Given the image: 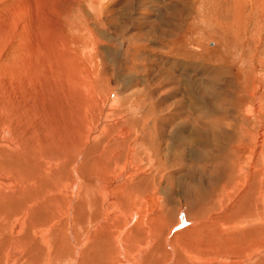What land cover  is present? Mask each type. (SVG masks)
Masks as SVG:
<instances>
[{"label": "rangeland", "instance_id": "obj_1", "mask_svg": "<svg viewBox=\"0 0 264 264\" xmlns=\"http://www.w3.org/2000/svg\"><path fill=\"white\" fill-rule=\"evenodd\" d=\"M179 2L0 0L1 63L12 66L26 60L32 48L41 54L40 49L46 47L50 55L57 54L60 58L72 53L77 59V69L67 62L65 74L77 75V82L84 86L87 81L94 98L101 101V106L93 104L91 110L88 133L91 141L83 147L80 160L84 174L80 171L75 174L80 179L91 178V217L85 221L89 222V228L81 224L84 195L76 194L74 199L79 200V206L78 213L72 214L77 217H70L72 238L65 227L48 228L53 237L48 239L51 250L46 264H196L183 257L186 253L180 244L187 242L186 237L196 240L203 232L181 230L189 227L191 220L203 222L208 216L221 214L220 208L234 197L237 186L233 191L227 179L235 170L233 158L242 157L251 148V143L240 135L243 124L259 127L261 123L252 121L255 113L245 121L240 112L256 111L258 119L264 120V0H187L188 5L183 8ZM192 6L197 13L192 12ZM172 22H182L183 27L180 33L167 37L166 25ZM56 48L61 52L59 55L53 53ZM19 51L18 61L12 62ZM61 61L50 70H55ZM38 63L40 60L33 57L24 65L10 67L13 71L8 72L9 88L12 77L20 76L24 68L28 76L32 73L34 76L35 69L42 74L44 66L41 63L37 67ZM6 72L1 70L7 77ZM50 79L56 80L49 76L45 82ZM54 85L59 86L57 82ZM203 103L211 113L203 109ZM154 132L158 137H154ZM144 139L157 148L141 145V141L146 142ZM125 158L132 166L123 175L132 178L126 187L129 196L116 189L122 175L118 181L107 183L120 172ZM74 160L73 153L72 168H81ZM83 178L77 184L84 185ZM102 187L114 200L102 203ZM226 188L232 192H226ZM84 191L82 186L81 194ZM132 198L139 203L156 200V208L149 212L148 203L140 206L135 202L136 205L129 206ZM240 198L252 200L250 195ZM235 206L239 213L243 212L244 207L238 203ZM134 209L141 215L135 211V219L126 225V216ZM180 219H184L185 225H180ZM141 220L143 229L138 222ZM134 225L138 231L129 232ZM91 227L92 243L88 238L85 241L91 236ZM249 229L235 231L234 239L240 241L242 236L247 239L257 234ZM7 231L1 228L0 235L6 236ZM21 233L29 235L25 230ZM213 234L212 239L209 235L199 238L206 249L191 243L186 252L203 264H213L203 261L206 259L236 264L264 261V254L259 252L252 259L219 253L225 249L222 242L226 238L222 240L217 233ZM4 243L5 240H0V252ZM18 245L20 252L28 249L22 243ZM82 248L89 258L86 263L79 256ZM175 254L179 257L175 258ZM33 256L30 255V260L38 261L39 257ZM9 264L40 263L26 261L19 255Z\"/></svg>", "mask_w": 264, "mask_h": 264}, {"label": "bare ground", "instance_id": "obj_2", "mask_svg": "<svg viewBox=\"0 0 264 264\" xmlns=\"http://www.w3.org/2000/svg\"><path fill=\"white\" fill-rule=\"evenodd\" d=\"M46 49V47L40 49L41 54L37 53L36 51L38 50H35V48L29 49V58L24 60L23 57H21L23 61H18L17 59L20 57L19 51L16 58L11 59V61H18L12 64L13 67L15 65H24L33 57L40 60V64L38 63L37 67H39L41 63V67L44 66L42 74H40L41 72L37 73L36 70L38 69H35V75L32 76L33 73L31 72V76H28L29 72H25L24 68L20 76H18V74H16V77L11 76L13 80V82L12 80L10 81L12 82L11 88H9L10 73L8 72L13 71V69L9 70L12 66L11 64H2L0 61V225H2L0 229H8L6 236L0 235V240H5L4 249L0 252V264H9L14 256L19 255L23 259H26V261L46 264L51 250V243L48 239L53 237L52 231L50 233L47 229L52 227L57 228V226L62 228L65 227L67 235L72 238L70 226L74 216H76L72 214L78 213L79 206V203H77L79 200L75 201L74 199L76 194L84 195L81 196L84 198V201H81L84 204V210H82V221L84 222L81 224L89 228V222L85 221H88L91 217L92 205L90 202L92 201L91 192L93 189L91 187V178L84 176L85 178L82 177L84 185L77 184L82 178L80 179V177L75 174L76 171H80V173L84 174V171H82L83 165L80 164V160L83 156V147H87L88 143L91 141L89 139V132H91V130L89 129L93 111L92 107L93 104L101 106V101L99 98H94L93 91L87 87V85H89L87 81H84L85 86L82 85L81 81L78 80L77 82V75L74 74H67L68 79L66 80L67 75L65 74V69L67 68V62L70 64L71 68H75L77 65V59L72 53L68 55V57L71 56V58H60L55 54L60 52H57L58 48L53 52L55 56L50 55ZM33 52L34 54L32 55ZM61 59H63V61L55 66V70H50V68ZM2 69L7 71V77L1 74ZM78 70L81 71L80 69ZM49 76L50 78L55 77L56 80L50 79L49 82L46 83L45 81L47 80H45V78ZM56 82L59 86H53V83ZM42 86L45 88L42 89ZM203 109L211 113L206 103H203ZM245 110L240 112L242 113L241 117L246 119L245 121L251 118V115L255 113L256 115H253L254 118L252 121L256 122V120H259L261 123L259 127L253 124H243L244 129L241 130L240 135L251 143V148H249V153L242 155V157L238 158L236 155V157L233 158L234 160L232 163L234 164L233 167H235V172L232 171L227 179H230L229 184L233 191L234 186H237L234 197L231 200H227L220 208L221 214L211 217L208 216L203 219V222L191 220L190 226L187 228L185 227L184 230L181 231L199 230L203 232V236L199 238H206V236L208 238L209 235L210 239L214 238L215 235L213 232H215L218 234L217 237L221 239L226 238L222 242L225 249L221 251L217 250L219 253L252 259L255 257L256 252L264 254V120L261 118L258 119L259 114H257L256 111L250 112ZM107 125H109V123ZM117 126L120 125L118 124ZM258 130H260V132H257ZM110 134L112 133L110 132ZM151 135L152 134L149 136ZM128 136L126 135L127 138ZM155 136L158 137L156 132H154V137ZM122 140L123 138L119 139L118 142H122ZM144 140L146 142L141 141V145H148L154 150L157 148L152 142L148 141L149 137L148 140ZM109 144L111 145V143ZM228 146L234 151L232 145ZM126 152L127 151H125V154ZM73 153L75 156V164L79 163L81 168L79 166H76L74 169L72 168L71 161ZM106 153L108 154V151ZM100 156L101 154H99V157ZM242 159L244 160L241 161ZM130 168H132L130 161L128 158H125V161L120 167V172L111 177V182L107 183L112 184V182L118 181L121 175H124V171H128ZM88 169L86 171H89ZM85 174L91 175L86 172ZM103 175L108 177L105 173H103ZM130 177L131 176L128 175L123 176V180L119 182L120 184L116 188L121 193H126L128 196L130 195V191L126 187L132 182V178L130 179ZM81 185L85 190L83 194H81ZM102 189V203L114 200L108 192L104 191L106 188L104 189L102 187ZM225 191L228 193L232 192L231 189L229 191V188H226ZM122 195L126 197L125 194ZM240 195H250L252 200L247 201L242 199ZM135 202L136 201L132 198V201H129V206L136 204L140 206H144L147 203L151 204L149 212L152 211V208H156L157 204L156 200L145 201L144 203L136 202V204ZM153 203L155 204L154 207ZM235 203H238L240 207H244L243 212L239 213ZM226 207L230 209L228 212L224 211ZM136 210L137 209H134V212H130L126 216V225H129L135 219ZM136 213L141 215V213L137 211ZM71 215L73 216L72 219H70ZM143 219L145 220L144 217ZM144 220L138 221L142 225V229ZM182 220L184 219H180L181 226V223L185 225V222ZM3 224H6V226H3ZM92 227L90 228L91 236H87L85 240L87 241L88 238L90 243H92L94 238ZM245 227L251 228L249 230H254L257 234L252 237L248 234L250 238L248 236L246 237L247 239L242 236V240L240 241L237 238L234 239V236H236L235 231L237 232V230H242ZM253 227L255 228L253 229ZM181 228L182 227L179 226V229ZM135 229L138 231L136 225L133 226V230L129 229V232H135ZM24 230L29 235L21 233L22 231L24 232ZM240 232L242 233V231ZM186 235L188 236V234ZM238 235L237 237L239 238L240 235ZM186 238L187 242L180 244V246H182L181 248H184L183 251L186 253L183 257H187L192 263L203 264L200 259L194 258L186 251H188L187 248L191 243H195L197 247H203V249H206L205 244L199 238L194 241L190 240L192 239L191 237ZM18 243H22V246L28 249L20 252L21 249L18 248V246H20ZM14 248L16 250H14ZM214 248L211 247L210 250ZM85 250L82 248V255L79 254V256L83 261L86 259V263L89 258L85 257L87 253ZM33 254H35L37 258L39 257L38 261H35V259L30 260V255L33 256ZM178 257L179 254H175V258ZM182 259L183 258H181V260ZM203 261L213 264L220 262L236 264L235 262L223 259H217L211 262H208V259ZM78 264L81 263L78 262ZM261 264H264V261Z\"/></svg>", "mask_w": 264, "mask_h": 264}, {"label": "crops", "instance_id": "obj_3", "mask_svg": "<svg viewBox=\"0 0 264 264\" xmlns=\"http://www.w3.org/2000/svg\"><path fill=\"white\" fill-rule=\"evenodd\" d=\"M187 0H180V2H179V6L180 7H182L183 8V6H184V4L187 6L188 4V2H186ZM186 2V3H185ZM175 4V3H174ZM191 10H192V12L193 13H197L196 12V10L197 9H193V6L190 8ZM183 19L185 20V16H183ZM144 23V22H143ZM143 25H147L146 23H144ZM154 25H166V23H154ZM183 27V25H182V22H175V23H171V24H167L166 25V28H167V30H166V36L167 37H170L171 35H173V34H175V33H180L181 32V28ZM177 29V30H176ZM176 30V31H175ZM155 33H157V32H155ZM150 38H152V35L151 36H148L147 37V40H149ZM170 43V42H169ZM162 46H164V45H162ZM168 46H169V44H168Z\"/></svg>", "mask_w": 264, "mask_h": 264}]
</instances>
